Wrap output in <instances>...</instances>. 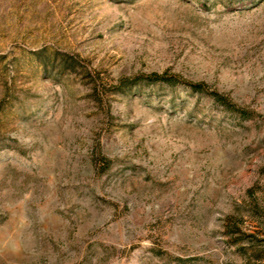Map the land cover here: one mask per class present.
<instances>
[{
  "label": "rangeland",
  "instance_id": "374dc122",
  "mask_svg": "<svg viewBox=\"0 0 264 264\" xmlns=\"http://www.w3.org/2000/svg\"><path fill=\"white\" fill-rule=\"evenodd\" d=\"M0 264H264V0H0Z\"/></svg>",
  "mask_w": 264,
  "mask_h": 264
},
{
  "label": "trees",
  "instance_id": "16d2710c",
  "mask_svg": "<svg viewBox=\"0 0 264 264\" xmlns=\"http://www.w3.org/2000/svg\"><path fill=\"white\" fill-rule=\"evenodd\" d=\"M169 77H172V76H167L166 74H158V73H153V74H150V75H138V76H135V77H132V78H122L120 80V87H134L138 81L141 79V78H148V79H151V80H160V79H167ZM194 87H197L201 84H192ZM230 221V219H229ZM230 222L227 223V225H229Z\"/></svg>",
  "mask_w": 264,
  "mask_h": 264
}]
</instances>
